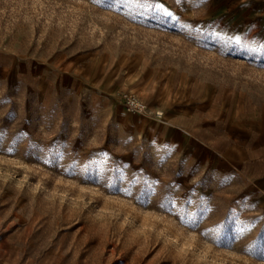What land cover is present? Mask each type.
Instances as JSON below:
<instances>
[{
  "label": "rangeland",
  "instance_id": "1",
  "mask_svg": "<svg viewBox=\"0 0 264 264\" xmlns=\"http://www.w3.org/2000/svg\"><path fill=\"white\" fill-rule=\"evenodd\" d=\"M208 3L0 0V264H264V193L155 115L194 89L264 103V17L230 31Z\"/></svg>",
  "mask_w": 264,
  "mask_h": 264
},
{
  "label": "crops",
  "instance_id": "2",
  "mask_svg": "<svg viewBox=\"0 0 264 264\" xmlns=\"http://www.w3.org/2000/svg\"><path fill=\"white\" fill-rule=\"evenodd\" d=\"M208 1L206 16L223 14L222 29L253 28L264 17V0ZM158 105L164 108L166 143L202 165L239 172L264 193V103L247 102L230 91L194 89L176 92L172 100L162 97Z\"/></svg>",
  "mask_w": 264,
  "mask_h": 264
},
{
  "label": "built area",
  "instance_id": "3",
  "mask_svg": "<svg viewBox=\"0 0 264 264\" xmlns=\"http://www.w3.org/2000/svg\"><path fill=\"white\" fill-rule=\"evenodd\" d=\"M124 102L127 105V108L134 112L146 111L147 103L143 102L134 94L125 95ZM161 112L159 110H155L156 116H161Z\"/></svg>",
  "mask_w": 264,
  "mask_h": 264
},
{
  "label": "bare ground",
  "instance_id": "4",
  "mask_svg": "<svg viewBox=\"0 0 264 264\" xmlns=\"http://www.w3.org/2000/svg\"><path fill=\"white\" fill-rule=\"evenodd\" d=\"M144 97V96H143ZM148 108V107H147ZM144 115V114H143ZM140 117V116H139Z\"/></svg>",
  "mask_w": 264,
  "mask_h": 264
}]
</instances>
